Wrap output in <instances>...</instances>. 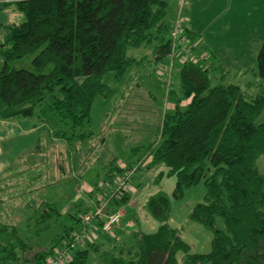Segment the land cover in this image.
Returning <instances> with one entry per match:
<instances>
[{
    "label": "trees",
    "instance_id": "trees-1",
    "mask_svg": "<svg viewBox=\"0 0 264 264\" xmlns=\"http://www.w3.org/2000/svg\"><path fill=\"white\" fill-rule=\"evenodd\" d=\"M175 1L179 0H0V12L12 9L22 18L5 27L0 45V120L35 118L40 122V130L66 148L57 164L58 171L66 173V158L83 141L98 143L93 140L90 110L96 98L114 93L103 78L112 74L120 81L132 67L137 77L140 74L144 60L137 61L127 51L157 44L155 64L168 59L166 19ZM186 38L194 46L190 33ZM256 63L261 84L253 97L234 84H223L224 70L211 54L205 68L191 61L180 65V96L174 109L163 115L158 143L147 149L145 158L125 169L108 158L101 169L102 181L98 179L88 194L97 203L103 184L135 166L134 175L163 165L165 172L157 182L165 176L175 178L174 200L203 183L204 200L188 219L211 231L210 252L190 254L188 245L168 225L170 197L158 192L143 207L158 224L154 233H136L132 245L113 241L108 250L95 242L84 244L73 251L69 264H85L90 250L101 264H178V254L183 255V264H264V174L256 168L258 158L264 157V121L256 124L264 111V40ZM211 75L219 81L217 85H211ZM106 142L100 139L99 148L107 151ZM22 172L19 164L8 169V174L19 177L12 192L1 188L9 183L0 184V204L6 200L3 197L12 195L25 204L35 194L42 181L41 168ZM128 200L129 194L112 203L110 211L121 207L127 213ZM79 203L75 202V214L69 215V226L60 223L62 216L55 204L38 205L37 234L58 230L44 249L36 250L22 239L18 226L0 221V264L19 261V256L32 264H46L54 250L78 230L81 213L90 211L81 210ZM217 219L223 228L217 226Z\"/></svg>",
    "mask_w": 264,
    "mask_h": 264
},
{
    "label": "rangeland",
    "instance_id": "rangeland-1",
    "mask_svg": "<svg viewBox=\"0 0 264 264\" xmlns=\"http://www.w3.org/2000/svg\"><path fill=\"white\" fill-rule=\"evenodd\" d=\"M189 1L192 5L195 3L192 14L188 7ZM175 10L176 12L180 11L181 16L192 17L201 45L204 47L202 51H199L200 54H208V51L211 54L214 53L224 65L223 84H234L248 97L255 96L258 93V86L261 84L260 79L256 77V57L264 40V0H184L181 8L171 3L167 11L168 27L176 15ZM21 20L19 15L15 21L7 13L0 12V45L6 36L5 27L18 24ZM156 45L127 51V55L137 61L144 60L141 69L138 70V73L140 71L138 77L134 73L136 67H132L120 81L116 80L112 74L103 78V84L114 93L106 99L96 98L90 110L91 130L95 136L93 140H98V145L93 144L94 141H83L76 151L66 158L64 165L67 171L70 166V173L67 172L66 176H58L55 172V163L48 164L44 156L25 157L27 164L38 162L46 166V174L42 176L39 191L35 192L29 202L23 204L15 201L13 204L0 207V221L8 226H18L19 236L28 237L36 250H38L37 245L39 244L37 239L40 238L43 241L44 246L40 248L44 249L51 236L58 231L57 229L51 230L42 234L43 236L35 233L33 226L38 205L41 203L55 204L62 216L60 223L69 226L71 224L69 215L75 214L73 212L75 202L81 199L83 203L81 208L88 205L87 200L83 199L84 190L90 188L86 183H95L100 169L108 158L116 159L117 165L135 164L139 159L145 158L150 146L158 143L163 115L170 113L167 106L178 100L180 96L178 73L181 64L178 59L174 60L170 77L171 86L169 89L164 88L161 71L169 64V60L164 57L155 64L153 50ZM140 76L143 79H140ZM211 77V85H217L219 81L214 80V75ZM182 104V106L185 105V103ZM17 121L19 124L16 125V135L21 136L22 139L8 141V147L30 143L29 128L31 129L34 125L39 128L42 126L35 118ZM263 121L264 111L256 120V124ZM39 132L40 142L41 144L46 143L48 154L51 152L58 154L60 151L57 147L58 142L56 141L57 144H54L56 142L50 139L43 130H39ZM102 138L107 141V151L104 150V147L99 148V141ZM49 143L55 145V150L49 146ZM25 147L24 145L22 148ZM106 152L109 153L108 156H106ZM52 160L54 162L55 158ZM50 165L53 166L50 167ZM8 167L9 164L6 162L5 166L1 168L0 180L6 178ZM28 168L34 169L35 167L28 166ZM256 168L260 174H264V157L258 158ZM41 171V174L45 173L43 167H41ZM144 174L146 172H138L133 176L132 188L136 189L140 177ZM99 180L102 181V175L99 176ZM156 185L159 192H164L170 197L169 227L176 232L182 242L188 245L190 254H208L211 250V231L188 219L192 209L204 200L203 183L184 190L179 200L171 198L175 178L165 176ZM28 224H30L29 228H26ZM216 224L219 228H223L219 219ZM122 226V230L129 234L127 244L132 245L135 242L136 233H154L158 224L144 208H141L136 212V222L124 221ZM100 235L98 234V236ZM107 237L110 236L102 235L100 239H104L105 244L110 246L111 241H108ZM19 258V261H7L5 264H32L30 261H24L21 256ZM177 263L183 264L182 254L177 255ZM85 264L101 263L98 255L90 250Z\"/></svg>",
    "mask_w": 264,
    "mask_h": 264
},
{
    "label": "crops",
    "instance_id": "crops-1",
    "mask_svg": "<svg viewBox=\"0 0 264 264\" xmlns=\"http://www.w3.org/2000/svg\"><path fill=\"white\" fill-rule=\"evenodd\" d=\"M2 1L10 3V2H14L15 0H2ZM174 4H175V6H178V2L175 1ZM194 4L195 3H193V5ZM193 5L189 1V6L188 7L190 9L191 14H192ZM4 13H7V15H9L13 19H15V21H17V15L18 14L15 13L14 11H12V9H8V10L4 11ZM175 13H176V10H175ZM188 14H190V13H188ZM202 15H205V14H202ZM185 19H186L187 33H190V35H192L195 38V42L193 43L194 48L198 52L202 51L204 49V47L201 45V40H200V37H199V35L197 33V27L193 23L192 17L187 15V16H185ZM170 25H171V23H170ZM210 54L211 53L208 51L207 55L209 57H210ZM211 56L213 57V60H215L217 62L218 66H220L224 70L225 67H224V65H222V63L218 59V57L215 56L214 53H212ZM169 88H170V86H168L167 89H169ZM174 103H170L167 106V109H168L169 112H171L174 109V107H175ZM17 120H19V119H14V120H10V121H2V120H0V170H1V168H3L5 166L6 162H8V164H9L8 169L10 167L14 166V165L18 166V164H19V167L21 168V171H23L22 173H24L26 171L28 172L29 170H34V169H37L39 171V168H41V167H43V168H45V170H47L46 166L44 167V165H41L38 162L27 164V158H25L26 156H29L30 158H37V157H43L44 156V157H46L48 164L55 163V168H56L55 172H56V174L58 176H66L65 174L67 172H69V167L70 166L68 167V171H67L66 167L64 165L63 171L65 170L64 172H66V173L59 172L58 171V167H57V164L60 163L59 161L61 160V157H63V155H65V149L66 148L64 146L60 147V146L57 145V147L60 149L59 152L63 154L61 156H60L59 152H58V154H55V153H52V152L50 154H48V151H47L48 148L46 147L47 146L46 143H42L41 144V142H40V136H39L40 128L37 127L36 125H34L32 127L33 129L29 128V130H28V132L31 133L30 143H24V144H21V145H16L15 144L14 146L11 145V146L8 147V141H13L15 139L17 141H19L20 139H22L21 136L16 135L17 134L16 133V130H17L16 129L17 128L16 125L19 124ZM49 144H50L49 146L53 147V149H54L55 148L54 144H57V143H54V144L49 143ZM24 145L26 146L24 149L28 148L26 151L22 148ZM37 146H40L42 148L41 152H38L36 150ZM25 153H28V154H25ZM18 157H20L21 160H18L17 159ZM54 158H55V161L53 162L52 159H54ZM133 165L134 164L130 163V164H125V165L124 164L123 165H117V166L120 169H125V168H128V167L133 166ZM28 166H34L35 168L34 169L33 168H28ZM51 166H53V165H50V167ZM101 169H100V172L98 173V175H97V177L95 179V183L99 179V176H100V173H101ZM45 170H44V172H45ZM164 172H165L164 166L163 165H157V166L153 167L152 169H150L149 171H147L146 174H144L142 177H140V179H139V181L137 183L138 185H137L136 189L131 187V190H130V193H129L128 203L124 207V208L127 209V213L123 214L120 226L114 231V235L112 237H107L109 239V240L108 239L107 240L111 241V245H112L113 241L117 242L121 246L122 245H126L128 243L127 239H128V235L129 234H128L127 231H123L122 230L123 222L124 221H129V222L134 221V222H136V212L139 209L144 207L146 201L150 197L156 195L159 192V189H158V187L156 185L157 184V177L159 176V174L164 173ZM44 174H46V172L43 173L42 176ZM18 177H19V174L18 175H11L10 173L9 174L7 173L6 178L3 179V180H0V184L9 183V186L7 187V186L2 185L1 188L5 189L7 192H12L13 189L15 188L14 185H15L16 179ZM95 183L94 184L86 183V185H88L90 188H87L86 190H84L85 192H83V193H85V196L83 195V197H84L83 199L87 200V204L88 205L86 207H84V208H81V210L84 209V211H88V210H91L95 206L96 197H93V198L88 197V194L90 192H92ZM131 186H132V183H131ZM39 189H40V187L37 186V189H34V190H36V192H38ZM3 198H5L6 200L3 203L0 204V207L5 206L6 204H13L15 202V200H13L14 195L5 196ZM79 201H81V199L77 200L78 203H79ZM79 205L83 206V203L81 202V203H79ZM31 223H32V221L30 222V224ZM30 224H28V225H30ZM33 230L37 234V228L35 226V222H34ZM101 236L102 235L97 236L96 239L94 240L96 246L98 248L102 249V250L110 249L111 245L110 246L106 245L105 242H104V239H102V240L100 239ZM22 239L26 240V242H28V243H30V245H32L31 242L29 241L28 237L27 238H22ZM37 240H39V242H38L39 244L37 245V248H40V247L44 246V243H42L43 241L40 238L37 239ZM34 241H36V240H34Z\"/></svg>",
    "mask_w": 264,
    "mask_h": 264
},
{
    "label": "built area",
    "instance_id": "built-area-1",
    "mask_svg": "<svg viewBox=\"0 0 264 264\" xmlns=\"http://www.w3.org/2000/svg\"><path fill=\"white\" fill-rule=\"evenodd\" d=\"M183 3L184 0H179L178 6L181 8ZM186 34V19L181 16L180 11H177L168 33V40L170 41L169 64L161 71L163 73L162 85L166 89L170 83L175 59H178L181 65L191 61L205 68L209 64L210 57L207 54L194 53L195 48L188 43ZM136 169L137 166L119 176H115L110 184L102 185L101 188L104 191L97 197L96 205L81 216L78 230L73 231L68 240L54 250L53 255L47 260L46 264H69L73 251L84 244H92L97 234L110 237L114 235V231L120 226L124 209L120 207L110 211V208L112 203L121 200L130 193L132 178Z\"/></svg>",
    "mask_w": 264,
    "mask_h": 264
}]
</instances>
